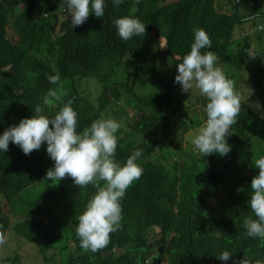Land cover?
I'll list each match as a JSON object with an SVG mask.
<instances>
[{
    "label": "trees",
    "instance_id": "1",
    "mask_svg": "<svg viewBox=\"0 0 264 264\" xmlns=\"http://www.w3.org/2000/svg\"><path fill=\"white\" fill-rule=\"evenodd\" d=\"M64 8L65 0H0V133L35 115L46 97L48 115L72 98L77 131L102 117L119 121L115 159L123 164L141 148L143 173L126 190L121 228L107 247L85 251L76 227L97 188H79L67 175L49 180L46 144L26 155L10 143L0 152V233L13 229L37 244L45 264H224L216 256L224 250L232 252L228 264H264V238L249 237L243 224L255 218L251 180L264 156V68L253 73L257 104L241 106L226 156H202L184 136L206 118L187 117L177 133L185 111L174 82L200 28L219 61L238 69L226 77L238 76L254 48L252 36L238 32L257 19L264 24V0H125L119 7L107 0L104 17L90 13L74 28ZM125 15L139 17L145 34L122 40L114 20ZM57 72L61 80L51 84L46 75ZM143 82L154 89L140 92ZM49 89L67 95L48 97ZM197 102L205 108L207 99L199 92ZM1 264L23 262L16 255Z\"/></svg>",
    "mask_w": 264,
    "mask_h": 264
},
{
    "label": "clouds",
    "instance_id": "2",
    "mask_svg": "<svg viewBox=\"0 0 264 264\" xmlns=\"http://www.w3.org/2000/svg\"><path fill=\"white\" fill-rule=\"evenodd\" d=\"M125 0H112L119 7ZM63 10L71 17L72 28L83 24L94 13L104 17L107 0H65ZM119 37L128 41L134 36L144 35L146 24L135 16L125 15L114 20ZM213 41L203 28L194 31V41L190 51L177 65L174 82L181 86L183 92H189L193 86L206 97V120L192 139V144L202 156L218 153L226 156L231 145L227 137L230 129L237 122L241 111V100L234 90L233 81L228 79L217 66L218 55L211 49ZM204 49L205 51H201ZM259 56L249 50L248 57ZM51 84L61 80L60 73L47 74ZM64 90L58 93L49 89L48 97L60 99L66 96ZM44 104L35 106V115L22 118L18 124L6 128L0 133V152H6L9 144L19 146L26 155L39 150L46 144V151L53 167L46 172L49 180L66 175L73 179L79 188L92 184L96 193L88 201L85 210L78 217L76 237L79 246L85 251L97 252L107 247L111 234L121 228L122 200L126 190L138 180L143 167L139 163L143 149L134 150L122 164L115 159L118 145L119 121L102 117L94 120L82 133L77 131L78 113L73 108L74 100L68 98L52 115H48ZM264 118V114H262ZM51 125V126H50ZM258 174L251 180V199L248 201L255 218L249 216L243 221L247 235L252 238H264V156L255 160ZM103 182V185H101ZM6 242L4 233H0V245ZM228 264L232 252L224 250L216 255ZM239 264H247L241 260Z\"/></svg>",
    "mask_w": 264,
    "mask_h": 264
},
{
    "label": "rangeland",
    "instance_id": "3",
    "mask_svg": "<svg viewBox=\"0 0 264 264\" xmlns=\"http://www.w3.org/2000/svg\"><path fill=\"white\" fill-rule=\"evenodd\" d=\"M256 22V25L248 24V27H245L243 30H239L238 32V35L248 33L252 36V41L254 43L253 51L259 55L254 59L250 58L245 67L241 69L240 72H238V76L230 78V80L233 81L234 90L239 95L241 100V106L243 105L251 107L257 104V100H255L252 96L255 93V86L253 85V73L254 71L264 68V24L260 19H257ZM163 44H165V42ZM217 66L223 70L224 74H232L238 70L237 69L232 72V69L227 65L225 66V64H222L219 59L217 61ZM143 79L144 78L140 79L139 81H143ZM95 87H97L96 84ZM152 89H154V86L148 82H143L142 85L138 87V90L142 93H149L152 91ZM178 91L179 95L178 92L176 94L177 98L178 96L180 97L178 106H180L181 109L185 111L182 116H179L175 120L176 131L177 133H181L187 126L186 122L188 118L193 117L198 120V123H200L205 120L206 111L205 108H199L200 104L197 102V98L199 97V89L196 88L195 85L188 93L183 92L181 89ZM132 116L133 115H130L129 112V117ZM125 117L126 116H124V118ZM200 127H202L201 123L198 126L187 129L184 132V136L187 137V139L193 138L197 134ZM13 220H15V218ZM16 255L21 257L23 264H45L46 262V253H42L37 244L29 242L28 240L16 234V232H13V229H10L6 233V242L0 248V264L4 258L13 257Z\"/></svg>",
    "mask_w": 264,
    "mask_h": 264
}]
</instances>
